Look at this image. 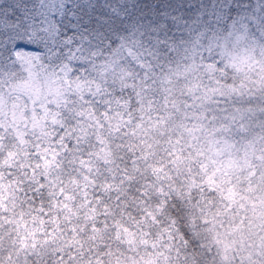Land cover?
<instances>
[{
    "label": "snow or ice",
    "instance_id": "1",
    "mask_svg": "<svg viewBox=\"0 0 264 264\" xmlns=\"http://www.w3.org/2000/svg\"><path fill=\"white\" fill-rule=\"evenodd\" d=\"M0 264H264V0H0Z\"/></svg>",
    "mask_w": 264,
    "mask_h": 264
}]
</instances>
